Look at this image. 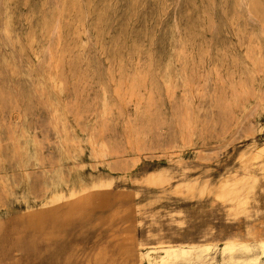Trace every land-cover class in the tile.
Wrapping results in <instances>:
<instances>
[{"label":"rangeland","instance_id":"rangeland-1","mask_svg":"<svg viewBox=\"0 0 264 264\" xmlns=\"http://www.w3.org/2000/svg\"><path fill=\"white\" fill-rule=\"evenodd\" d=\"M101 181L104 210L27 225ZM260 239L264 0H0V264H264Z\"/></svg>","mask_w":264,"mask_h":264},{"label":"bare ground","instance_id":"bare-ground-1","mask_svg":"<svg viewBox=\"0 0 264 264\" xmlns=\"http://www.w3.org/2000/svg\"><path fill=\"white\" fill-rule=\"evenodd\" d=\"M62 148H63V144H62ZM261 151H262V148H261ZM64 154H65V152H64ZM255 154H256V152H255ZM257 155H258V153L256 154V156ZM245 178L243 180H245ZM240 180L239 181L227 180L222 185H219L216 188V190H217V193L215 194L216 197L218 199H221V200H227V201L232 202V201H235L238 199V198H236L238 193H241L243 191H245V192L250 191L251 188H246L244 186L245 184L243 183L244 181L241 182ZM146 181L149 184H153V185L161 184L162 185L164 182L167 181V179L165 178L164 173L162 171L158 170V171L151 173V175L147 178ZM184 188L186 189L187 193H193V192L197 191L198 193L202 194L204 192L210 191V188L208 187V184L206 182H202L201 184H198L197 181H193L190 183L188 182V184H186ZM74 191L69 190L67 193H64L62 191H56V192L52 193L50 195V197L47 196L48 199L46 201L44 200V202L39 207L28 208L27 212H26L27 225L30 228H33V229H36L39 231H43V233L50 236L53 233L52 231L56 227L63 225L66 222V220L68 219V217L70 215V212L72 210H74L76 207L91 206V207L99 209V210H104L105 208L108 207V205L110 203V199L114 194L111 181H101L98 184H95V185L93 184V186L91 188H87V189L84 188L82 191H80L78 193L74 192ZM246 195H248V194H246ZM248 201L249 200H247L246 198H243V201H241L242 202L241 204L239 202H237L235 204V206H236L235 209H237L243 205L245 208V206H246L245 204H247ZM231 202H227V203H231ZM235 209H233L234 213L237 212ZM230 210H232V209H230ZM130 235L132 236V234H130ZM123 237H125L124 234H123ZM132 238H133V236H132ZM257 242H261V244H263V246H264V239H260ZM165 247H178V248H180V247L185 248L186 247L188 249H196V248L206 249L210 246L209 245H193V244H191V245H179V244L161 245L159 243V245L150 246V247H148V249H150L152 251H154V250L158 251V249H162Z\"/></svg>","mask_w":264,"mask_h":264}]
</instances>
